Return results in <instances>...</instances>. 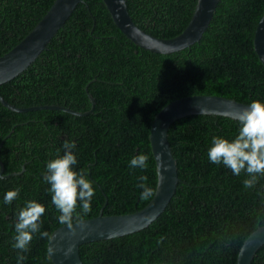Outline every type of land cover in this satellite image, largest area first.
<instances>
[{"label":"trees","instance_id":"16d2710c","mask_svg":"<svg viewBox=\"0 0 264 264\" xmlns=\"http://www.w3.org/2000/svg\"><path fill=\"white\" fill-rule=\"evenodd\" d=\"M54 0H0V56L19 43L46 14ZM197 0H127L134 21L158 37L172 38L188 25ZM264 0H220L200 41L169 53L145 49L116 25L103 0H82L64 27L23 72L0 85L16 106L60 104L58 109L11 110L0 101V264H17L11 247L15 213L27 200L46 208L42 231L35 236L24 264H55L48 255L51 234L60 227L59 211L42 181L45 163L65 140L77 144V170L94 182L91 211L77 210L73 222L139 210L157 187L156 160L150 142L155 115L168 103L196 94H213L249 103L264 100V64L254 46ZM88 85V90L86 86ZM237 119L193 114L171 126L169 140L180 181L165 210L149 226L81 246L84 264H236L251 232L264 225V198L245 189V174L234 176L211 164L207 148L213 135L232 138ZM147 154L145 170L130 169L134 155ZM24 168V169H23ZM139 176L153 195L140 197ZM20 187L16 200L4 194ZM264 189V177L256 186ZM252 264H264V245Z\"/></svg>","mask_w":264,"mask_h":264},{"label":"water","instance_id":"95a60500","mask_svg":"<svg viewBox=\"0 0 264 264\" xmlns=\"http://www.w3.org/2000/svg\"><path fill=\"white\" fill-rule=\"evenodd\" d=\"M82 0H54L46 14L34 28L14 47L0 56V85L23 72L47 47L52 37L64 27L73 10ZM116 25L137 45L158 53H169L184 49L200 41L217 11L220 0H197L192 17L185 29L175 37L165 38L142 29L132 18L127 0H103ZM254 46L264 64V13L255 34ZM88 90V85L86 86ZM92 107L88 111H77L60 104H39L27 107L16 106L0 93L3 105L15 111L58 109L76 115L93 111L95 97L88 91ZM248 103L222 95L198 94L185 96L166 104L154 117L150 129V142L156 160L157 187L152 199L145 207L126 214L105 215L103 211L93 218L80 219L69 228L63 224L50 236L48 255L55 264H84L81 246L85 243L110 239L149 226L165 210L173 198L179 181L178 161L169 140V130L176 120L193 114H217L237 119L238 111ZM0 142V151L3 146ZM24 169V168H23ZM23 171V170H22ZM5 174V165L0 157V175L8 177L20 174ZM264 245V225L259 226L243 242L236 264H252L257 251ZM168 264V263H141Z\"/></svg>","mask_w":264,"mask_h":264},{"label":"clouds","instance_id":"9594fccd","mask_svg":"<svg viewBox=\"0 0 264 264\" xmlns=\"http://www.w3.org/2000/svg\"><path fill=\"white\" fill-rule=\"evenodd\" d=\"M238 130L232 138L213 135L207 148V159L211 164L223 165L234 176L245 174L242 183L245 189H256L264 198V189L256 188L258 181L264 177V100H251L247 107L237 113ZM77 144L75 140H65L61 149H57L53 158L45 163L42 181L49 185L51 203L59 211V223L72 227L74 214H88L91 211L95 194L94 182L88 173L77 170ZM147 154L134 155L129 161L130 169L145 170L148 167ZM4 179L0 175V180ZM137 187L141 189L140 197L147 199L153 195V189L147 184L146 176L138 177ZM21 189L8 190L2 203L10 205L19 196ZM46 208L36 200H27L15 213L14 234L11 247L17 250V264H24L27 259L22 253L30 250L35 236L43 239L48 236L42 231L41 217Z\"/></svg>","mask_w":264,"mask_h":264},{"label":"bare ground","instance_id":"6f19581e","mask_svg":"<svg viewBox=\"0 0 264 264\" xmlns=\"http://www.w3.org/2000/svg\"><path fill=\"white\" fill-rule=\"evenodd\" d=\"M196 95H198V94H196ZM49 243V242H48ZM48 252H49V249H48ZM50 257V256H49Z\"/></svg>","mask_w":264,"mask_h":264}]
</instances>
